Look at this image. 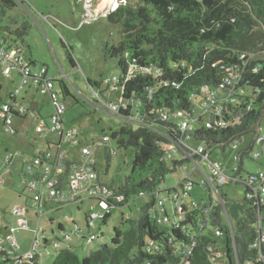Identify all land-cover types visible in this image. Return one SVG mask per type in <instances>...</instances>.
I'll use <instances>...</instances> for the list:
<instances>
[{
  "label": "trees",
  "instance_id": "16d2710c",
  "mask_svg": "<svg viewBox=\"0 0 264 264\" xmlns=\"http://www.w3.org/2000/svg\"><path fill=\"white\" fill-rule=\"evenodd\" d=\"M18 3L25 5L24 0H0V40L9 51L21 54L19 42L23 44L28 28L11 32L2 26ZM108 20L121 34L118 45L106 44L105 54L121 71L117 88L122 89L120 100L127 108L119 117L127 121L120 131L105 136L119 149L134 151L131 171L118 191L126 200L144 192L151 201L138 219L123 221L128 229H114L111 245H101L83 259L70 247L58 248L53 264H215L222 258L228 264H264V243L261 249L253 248L264 232V204L245 197V183L230 180L219 187L223 204L199 211L183 205L175 211L176 219L157 206L167 174L189 163L165 159L172 145L186 137L179 129L181 121L194 123L188 141L198 142L207 152L225 153L254 134L249 147L238 154L234 178L242 179L245 160L253 159L264 119V0H128ZM67 60L77 68L72 50ZM88 83L94 89L101 87ZM209 91L216 93L217 106L200 111L198 99L203 104ZM62 93L70 96L66 87ZM219 120L226 126L218 127ZM206 121L213 123L212 129ZM111 155L105 149L108 165ZM238 183L245 187L243 199L229 200L223 188ZM110 216L100 222L106 224ZM6 260L0 253V263ZM12 264L39 261L36 257Z\"/></svg>",
  "mask_w": 264,
  "mask_h": 264
},
{
  "label": "rangeland",
  "instance_id": "374dc122",
  "mask_svg": "<svg viewBox=\"0 0 264 264\" xmlns=\"http://www.w3.org/2000/svg\"><path fill=\"white\" fill-rule=\"evenodd\" d=\"M25 2H29L31 6L28 3H25V5L18 3L16 9L7 12L2 21V26L3 28L9 27L11 32L16 28L26 26L28 31L24 35L23 44L19 42L23 48L22 56L24 60L36 63L37 68L47 67L50 77L63 79L69 88L71 95L64 97L60 85L55 86L58 99L68 107L63 114L64 128L67 132L77 130L78 140L81 144L70 145L66 141L63 148H67L71 154L76 155V158H81L80 149L82 147H93L91 158L96 162L100 179L114 189L119 190L124 179L131 171L134 151L132 149H119L117 142L112 140L108 145L112 153L111 160L110 164H107L105 149L99 147V140L105 135L111 136L113 132L120 131L125 122L123 119L109 114L102 104H99L100 108L93 104L95 98L87 81L88 76L91 80L97 78L101 82L102 88H95V90L99 91L104 102L117 103L120 101L122 89L118 88L116 92H109L107 81L119 78L121 71L117 63L106 58L105 54L106 44L118 45L120 43L119 28L110 23L107 17L100 18L98 15H95L89 23L84 22L87 0H26ZM109 7L106 6L104 11H109ZM44 17H48L49 22L45 21ZM2 34L7 33L3 32ZM10 36L13 37V35ZM70 49L77 64L76 69H72L67 60ZM4 70L5 65L0 63V107L2 103L9 101L8 97L11 92L20 88L18 76L13 72L10 76H4ZM24 91H21V97L24 96ZM35 93L26 100L25 106L37 104V114H40V117H37V115L30 117V124L21 128L23 132L21 137L16 139L4 134L0 122V157L6 156L7 153H16L17 150H22L26 153L27 158L32 159L33 154L48 149V145L38 137L36 130L41 122L49 120L54 114L51 95L49 93ZM198 104L200 111H202L201 99H198ZM260 131L259 136L264 137V119L261 122ZM253 139L254 134L245 136L240 143L237 142L239 151L247 149ZM93 141L94 146L92 145ZM190 144L192 147H197L199 143L190 141ZM255 149L257 148L255 147ZM53 150H56V148ZM113 150L116 151L115 154ZM239 151H234L231 148L226 149L225 153L221 149L210 150L211 160L219 162L225 174L231 177L233 168L237 166L235 156ZM17 166L14 167V170L18 168ZM169 168L172 169V164L169 165ZM244 168L243 181L247 180L250 173L264 171V164L260 161L246 159ZM187 177L194 180L196 185L187 192L184 191L186 193L184 194L180 186L183 184L187 188V183L184 182ZM210 179L211 173L207 161L197 162L196 165L189 162L176 172L167 174L160 187L163 192L160 197L166 200L165 208L169 215L172 218L176 217L173 189L179 194L181 202L185 204L189 211L199 206L211 205V199L218 200V192L213 187ZM25 180H29V177L15 176L12 183L5 184L0 178V208L5 212L2 225L13 222L12 210L16 204L31 203L33 194L28 190L26 191L25 187L21 185ZM223 190L229 200H242L245 187L241 183L229 184ZM168 191L170 197H168ZM150 201V197L132 198L129 205L113 211L106 224L94 220L90 225H88L89 219L87 217H91L101 210L95 202L85 200L82 204L59 205V210L56 213L47 215L40 223V226L46 232L40 233L38 236L40 242L37 250L39 264H53L58 248L70 247L79 258L83 259L101 245H111L114 229L116 227L123 230L128 229V224L124 226L122 224L123 221H126L125 217L131 216V219H138L142 208ZM180 216V219H183V215L180 214ZM31 217L32 215H30ZM51 218L55 220L52 224ZM36 223L37 220L35 219L34 224H30L31 228H36ZM59 224L63 225L64 231H60ZM32 230L16 233V238L21 246L20 254L32 249L34 241ZM91 235L96 236L97 240L91 242ZM45 240L49 242L47 246H44ZM216 264L228 263L225 258H222L216 260Z\"/></svg>",
  "mask_w": 264,
  "mask_h": 264
},
{
  "label": "built area",
  "instance_id": "2783aa9c",
  "mask_svg": "<svg viewBox=\"0 0 264 264\" xmlns=\"http://www.w3.org/2000/svg\"><path fill=\"white\" fill-rule=\"evenodd\" d=\"M128 4V0H112L108 6L109 11L105 12L104 9H95V0H87L85 10L84 22L89 23L93 20L95 15L100 18L109 17L111 14L117 12L121 7H125ZM44 20L49 22L48 17H44ZM3 40H0V63L5 65L4 76H10L13 72L20 80V88L9 94V101L2 103L0 107V122L4 134L10 137H16L22 132L23 126H28L30 117L36 114V111L32 107H26L24 101L21 98V91L26 92H38L49 93L51 95L52 106L54 108V114L46 120L41 122L37 127L36 133L38 137L45 141L48 145V149L39 151L33 154V158L26 157V153L21 150H17L16 153H7L6 156L0 158L6 170L9 171L10 167L15 164L19 159L22 162V175L29 176V180L25 181L24 186L33 194L31 201V209H33L34 215L38 219L37 227L32 230L34 234V241L32 249L24 255H16L15 252L19 249V242L16 238V231L29 230L27 214L29 208L24 205H17L13 208L12 214L17 217L16 227H12L8 230L7 234L0 232V253H4L7 256L4 264H12V262H30L37 256V250L40 246L38 236L42 233L40 226L41 219L44 214V203L46 200L54 202L60 206H71L74 204H82L85 200H90L96 203L101 209L97 214L88 217V225L92 224L94 220H102L111 215L113 211L118 208H122L129 205L132 198L126 200L124 194L118 190L104 183L99 176L96 169V162L91 158L93 155V147H82L80 149L81 158H76L69 152L67 148H63L64 143L67 141L70 145L81 144L78 140L77 130H71L67 132L64 128L63 114L67 111L66 104L58 99V93L55 89V80L49 78L48 68L45 66L34 68L31 62L24 60L22 53L17 50L9 51L7 46H3ZM229 81V80H227ZM118 78L109 79L107 84L111 90L117 89ZM221 88H225L224 84ZM24 91V93H25ZM214 91H209L208 99L202 104V108L205 111H211L217 105L214 100ZM95 99L102 104L106 111L114 116L119 117L121 111L127 108L126 103L123 101L104 102L99 92L94 94ZM94 105L96 103L94 102ZM219 113V111L217 112ZM120 118V117H119ZM123 119V118H122ZM126 120V119H123ZM127 121V120H126ZM130 121H133L132 119ZM218 127H225L226 122L219 120L216 122ZM205 126L208 129L213 128L211 121H206ZM180 132L185 135V139H181L172 145L171 150L166 154V161L179 160L193 162L195 165L197 162L207 161L208 169L211 173L210 181L213 187L218 192V200H213L211 205L216 203H224L219 194V187L228 184L230 180L235 182H243L247 186V193L245 197L248 200H254L258 204H264V171L260 170L254 173H250L247 180L236 179L233 175L238 171V165L233 168V175L231 177L225 174L222 165L219 162L211 160V153L207 152L204 146L198 145L192 147L189 143V136L195 131L196 127L192 121H181L179 123ZM261 130V127H260ZM261 132V131H260ZM259 132V134H260ZM48 142V143H47ZM111 143L108 136L103 137L99 141V147L108 148ZM93 146L95 144H92ZM56 150H53L54 148ZM255 147L258 149L253 150L252 156L254 161H260L264 164V137L259 135L256 138ZM232 150L239 151V145L235 143L232 146ZM240 152V151H239ZM238 152V154H239ZM111 153V152H110ZM115 154L116 151L113 150ZM112 154V153H111ZM235 156L237 163L239 155ZM70 164V166H69ZM187 183V188L181 184V188L184 191H188L195 185L194 180H190L188 177L184 179ZM184 194H186L184 192ZM47 198L45 199V196ZM161 195H158L157 206L163 210L165 208V199ZM136 197H149L147 193H140V196ZM173 202L175 204V211L181 210V207L185 205L180 200L179 194L176 192L173 195ZM196 207L192 211L204 210L206 207ZM166 209V208H165ZM167 210V209H166ZM130 217L126 216L125 220H129ZM173 219H176L173 218ZM178 221V219H177ZM230 225V224H229ZM220 235V232H217ZM97 240V237L92 235L90 241ZM47 241V240H45ZM44 241V245H45ZM262 243H264V232H260L259 242L253 246V248L261 249ZM49 244V242H48ZM216 257H220L216 254ZM264 259V257H263ZM3 264V263H2ZM216 264V260H215Z\"/></svg>",
  "mask_w": 264,
  "mask_h": 264
},
{
  "label": "crops",
  "instance_id": "0c3cea01",
  "mask_svg": "<svg viewBox=\"0 0 264 264\" xmlns=\"http://www.w3.org/2000/svg\"><path fill=\"white\" fill-rule=\"evenodd\" d=\"M24 1H26V0H24ZM96 1V3H95V9H98V10H102V9H104L106 6H108L109 4H110V2L112 1V0H95ZM25 3H28L30 6H31V4L29 3V2H25ZM56 20H57V18H55ZM32 63V65H33V67L34 68H37V64L36 63H33V62H31ZM66 78H68L67 76H65ZM49 78H51V79H54L56 82H55V86L57 85V86H59L60 85V87H61V89H62V87H66L68 90H69V88L67 87V85L65 84V82L63 81V79H58V78H54V77H50L49 76ZM91 81V82H98V83H101L99 80H97V78H95V80H91L90 78H88V76H87V81ZM89 84V83H88ZM90 85V84H89ZM91 87V86H90ZM102 88V87H101ZM60 89V90H61ZM118 89V88H117ZM117 89H115V90H111L110 89V91L109 92H116L117 91ZM91 90H92V93H93V95L95 94V93H98L99 91H97V90H95L94 88H92L91 87ZM70 92V91H69ZM71 93V92H70ZM34 94H36L35 92H32V91H30V92H26L25 91V93H24V96L23 97H21L22 98V100L24 101V105L26 104V100L31 96V95H34ZM71 95V94H70ZM64 96V95H63ZM65 97V96H64ZM94 98H95V96H94ZM94 102L96 103V107L97 108H100L99 107V102L95 99L94 100ZM108 102V101H107ZM94 104V103H93ZM28 107H32V108H34L35 109V111H36V114L34 115V117L37 115V117H40V114H37L38 112V105L37 104H31V105H28ZM30 122L31 121H29V124H30ZM24 127V126H23ZM23 132H21L18 136H16V137H13V138H19V137H21L23 134H22ZM85 147V146H84ZM22 151V150H21ZM26 155V154H25ZM0 158H2V157H0ZM19 161V162H18ZM16 165H18L17 167V169L16 170H14V167L16 166ZM22 170H23V168H22V162H21V160H19V159H17L16 160V162H15V164H13V166H11L10 167V170L9 171H7L6 170V168H5V166L2 164V163H0V178H1V181L3 182V183H8V182H10V183H12L14 180H15V176H21V177H23V178H27V177H29L28 175L27 176H23L22 175ZM21 172V173H20ZM25 181H28V180H25ZM25 181L21 184V185H23L24 186V183H25ZM25 187V186H24ZM25 189H26V187H25ZM26 191H27V189H26ZM168 197H170V193H168ZM160 198H162V197H160ZM17 205H24V206H27L28 208H29V211H28V214H27V216H26V218H27V221H28V227H29V231H31L33 228H31V226H30V224H34V221H35V219L37 220V223H38V219H37V217L34 215V212L32 211V209L30 208L31 207V203H29V202H25V204H16L15 206H17ZM43 210H45L44 211V216H43V218L41 219V222H42V220L43 219H45L46 218V216L47 215H49V214H53V213H56L58 210H59V207H58V205H56L54 202H50V201H48V200H46L45 201V203H44V209ZM4 211L3 210H1V208H0V232L1 233H3V234H7L8 233V230L10 229V228H12V227H16V223H17V217L16 216H14L13 214V222H9L8 224H5V225H2V219L4 218ZM30 215H32V217L30 218ZM130 217V219H131V216H129ZM52 220H51V224L55 221L53 218H51ZM40 222V223H41ZM13 223V224H12ZM37 223H36V227H37ZM74 223V222H73ZM62 227L63 228V230H64V227H63V225L62 224H59V227ZM41 228H42V226H41ZM18 231H27V230H18ZM18 231H16V233L18 232ZM46 232V230L44 229V228H42V233H45ZM16 235V234H15ZM19 242V241H18ZM44 246H47V245H44ZM20 250H21V246H20V243H19V249H17L16 250V252H15V254L16 255H24L25 253H27V252H29V251H27V252H24L23 254H20ZM37 256H38V261H39V255L37 254ZM1 264V263H0Z\"/></svg>",
  "mask_w": 264,
  "mask_h": 264
}]
</instances>
